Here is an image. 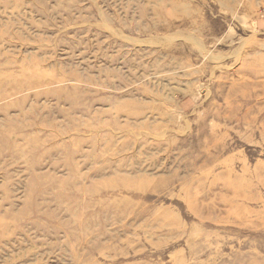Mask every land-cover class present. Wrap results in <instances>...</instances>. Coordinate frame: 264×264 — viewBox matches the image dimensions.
<instances>
[{
  "label": "rangeland",
  "instance_id": "374dc122",
  "mask_svg": "<svg viewBox=\"0 0 264 264\" xmlns=\"http://www.w3.org/2000/svg\"><path fill=\"white\" fill-rule=\"evenodd\" d=\"M0 264H264V0H0Z\"/></svg>",
  "mask_w": 264,
  "mask_h": 264
}]
</instances>
